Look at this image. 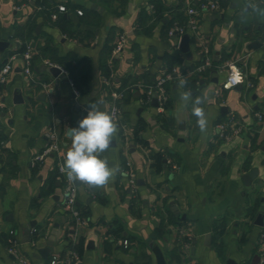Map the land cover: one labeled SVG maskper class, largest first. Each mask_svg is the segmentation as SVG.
<instances>
[{
	"label": "crops",
	"instance_id": "0c3cea01",
	"mask_svg": "<svg viewBox=\"0 0 264 264\" xmlns=\"http://www.w3.org/2000/svg\"><path fill=\"white\" fill-rule=\"evenodd\" d=\"M226 1L221 11L198 14L199 31L191 37L188 57L167 30L189 20V0H47L40 5L0 0V42L8 43L0 50V71L15 57L14 70L0 84V133L6 143L0 150V264H17L5 239L11 230L31 264H48L53 255L65 258L73 248L77 264H258L261 227L255 221L264 214V119L256 114H264V19L242 16L248 0ZM60 5L67 12H59ZM54 7L52 20L46 11ZM62 14L71 20L73 36L55 25ZM32 23L35 32L29 29ZM122 35L126 42L115 55ZM255 41L262 46L252 47ZM29 43L39 53L40 46L51 45L63 64L38 54L32 74L26 75L21 52ZM207 55L213 66L189 75ZM242 58L244 82L217 94L228 76L219 67ZM171 59L172 70L188 78L184 89L177 87L178 80L168 83L169 102L162 113L146 103L145 87L169 72ZM47 64L61 67L66 77H55ZM195 77L201 82L192 88ZM205 89H211V102L203 105L209 128L202 134L191 100L184 108L179 97L191 90L195 98ZM113 92L123 94L117 146L103 155L122 174L103 187L77 185L78 207L89 214L87 224H79L63 207L65 176L59 167L72 144L68 131L78 127L92 103L103 101L101 110L109 112ZM230 117L243 130L223 140L216 126ZM53 143L59 149L34 166V157ZM124 161L135 170L136 190L123 171ZM254 169L258 176L247 186L243 177ZM55 172L59 181L53 192L47 183ZM174 207L186 215L184 221ZM32 221L37 224L32 241L34 229L39 230L35 245L23 242V229ZM55 224L54 245L44 259L39 250L48 247ZM179 227H187L184 237ZM123 240L130 241L129 248ZM108 241L114 243L110 252Z\"/></svg>",
	"mask_w": 264,
	"mask_h": 264
},
{
	"label": "built area",
	"instance_id": "2783aa9c",
	"mask_svg": "<svg viewBox=\"0 0 264 264\" xmlns=\"http://www.w3.org/2000/svg\"><path fill=\"white\" fill-rule=\"evenodd\" d=\"M14 8L16 10H20L22 8V4H14ZM223 9L220 0H189V5L187 8V14L189 16V20L186 23H173L167 30L168 36L175 38L177 42L178 48L180 47L182 38L184 35L188 34L190 37L196 36L199 31V22L197 16L199 13H212L218 12ZM58 11L61 13L67 12V8L63 5L58 6ZM80 15L83 14L82 10L77 11ZM52 20L57 18V13L53 12L51 15ZM126 42V36L122 35L119 37L115 48L113 49V54H118L124 47ZM39 54L38 49H36L31 43L26 45L25 51L21 54L25 61L24 72L26 75L30 76L32 74V63L33 59ZM14 58H11L1 69L0 71V84L5 83L9 74L14 70ZM244 60L237 59L226 62L221 65L219 68L225 69L228 67V76L225 83L219 88L216 93L220 94L222 91L226 89H230L238 84L244 82L245 76L242 72ZM213 66L211 58L207 55L204 58V61L201 66H199L195 71L190 72L189 75L194 72H203L204 70ZM234 70H238L239 75L241 76V81L239 83H234L231 86H228L229 77L233 74ZM188 74L179 73L177 70H172L160 78H158L154 83L150 85H146L145 95H146V103H151L152 99L155 95H157V99L159 102V110L163 113L166 110L167 103L169 102V94L167 85L169 82L173 80L184 79L187 80ZM251 86V84H250ZM77 94V93H76ZM123 97L122 93L113 92L112 93V106L109 110L117 122L120 115V100ZM0 107H2V103L0 101ZM257 118L261 121L264 119L263 113H257ZM218 136L223 140H228L232 136L240 134L243 130L242 126L236 121L235 117H230L225 121H222L216 126ZM5 141L2 138L0 133V150L5 146ZM59 149L58 144H51L48 148H46L42 153L36 155L33 159V165H41L45 158L52 152H55ZM168 163L172 170H177L179 165L173 163L170 159ZM123 171L129 177L130 185L133 190H136L137 187V177L135 170L133 169L132 163L127 162L126 167L123 168ZM59 172L65 176V201L63 204L64 210L66 213L79 224H87V219L83 217L80 208L78 207V187L76 182H70L67 178L64 165H60ZM187 227H179L178 231L182 237L186 235ZM36 233L37 230L34 229ZM7 244L9 246V252L14 256L17 264H31L28 256L23 253L20 245V239L15 230H11L6 239ZM38 240L34 239L32 243L35 245ZM122 245L125 248L130 247L129 240H123ZM183 247L188 248V242H183ZM77 251L73 248L70 250L67 257L62 258L59 255H53L48 261V264H77ZM258 264H264V225L261 227L260 237H259V261Z\"/></svg>",
	"mask_w": 264,
	"mask_h": 264
},
{
	"label": "clouds",
	"instance_id": "9594fccd",
	"mask_svg": "<svg viewBox=\"0 0 264 264\" xmlns=\"http://www.w3.org/2000/svg\"><path fill=\"white\" fill-rule=\"evenodd\" d=\"M241 12L243 17L264 19V0H248ZM240 81L238 70H234L229 77L228 86ZM186 83V80L180 79L177 87L184 89ZM179 100L184 108H187L191 100V114L197 118L200 132L207 134L209 120L203 105L211 102V89L203 90L195 98L192 97L191 90L181 91ZM102 103L100 101L89 105L87 116L79 121L78 127L68 131L72 144L65 155L64 169L70 182L79 181L89 187H103L114 180L117 173H121L118 167H110L109 160L103 155L115 139L119 128L113 115L101 110ZM177 118H182L179 110Z\"/></svg>",
	"mask_w": 264,
	"mask_h": 264
},
{
	"label": "water",
	"instance_id": "95a60500",
	"mask_svg": "<svg viewBox=\"0 0 264 264\" xmlns=\"http://www.w3.org/2000/svg\"><path fill=\"white\" fill-rule=\"evenodd\" d=\"M190 43H191V37L190 35L186 34L183 36L182 38V41H181V44H180V50L185 53L188 57L191 56V51H190ZM262 42H259V41H255L251 46L256 48L257 46H262ZM8 46V43L6 42H0V50H3L4 48H6ZM45 69L49 72H51L55 77H63L65 78L66 76L63 75V70L61 67H59L58 65H53V64H47L45 65ZM226 71H228V67L225 68ZM20 72H22V70H20ZM77 94L75 93L74 94V97L77 99ZM152 104L156 107H159V102H158V99H157V95H155L153 97V100H152ZM229 111L228 108L224 107L222 109V112L223 114H226L227 112ZM112 147H116L117 146V142L115 140H113L112 144L110 145ZM115 166V165H113ZM258 169H254L252 172H250L248 175H245L243 177V180H244V183L245 185L249 186L252 184L253 180L258 176ZM77 185L81 184V182L77 181L76 182ZM143 184V181L142 180H139L138 181V185H142ZM60 185V183H59ZM57 198V196H56ZM173 211L176 213V215L178 216V219L180 221H184L186 219V215L181 213L179 211V209H177L176 207L173 208ZM255 224L262 227L264 225V214L261 213L258 215L256 221H255ZM36 221H32L30 223V225L28 227H25L23 229V232H24V236H23V242L24 243H28V242H32V239L30 237L31 235V230L33 228L36 227ZM59 228V225L58 224H55V231H53L52 233V237L49 239V242H48V247L47 248H43V249H40L39 250V253L41 254V256L44 258V259H48L50 254H51V247H53L54 245V237L56 236L57 234V229ZM158 258L161 262H164V257L159 254L158 255ZM259 261V258H257V262ZM132 264V263H131Z\"/></svg>",
	"mask_w": 264,
	"mask_h": 264
},
{
	"label": "trees",
	"instance_id": "16d2710c",
	"mask_svg": "<svg viewBox=\"0 0 264 264\" xmlns=\"http://www.w3.org/2000/svg\"><path fill=\"white\" fill-rule=\"evenodd\" d=\"M18 1H19L18 3H23V2H28L29 0H18ZM46 1L47 0H35L36 4H39V5L41 3L46 2ZM220 1H221V4H222L223 7L228 6V3H227L226 0H220ZM54 11H56V8L55 7L54 8H48V10L46 12H47V14L49 13V17H51L50 15H52V13ZM70 24H72L71 20L68 17H65V15H63V14L61 15L60 19H58V21L55 22V25L57 27H59V29L61 30V32L68 33V34H71L73 36L74 34H72V32L70 31V29H68V25H70ZM29 27H30L29 29L31 31L33 30V32H35L36 31V28H37V24H35V23H32L31 25L29 24ZM24 49H25V45H24L23 51L21 53H23L25 51ZM39 50H40V53H39L40 56H42V57H48L50 59V62L58 63L60 65L63 64L62 63L63 60L60 57L57 56L56 49L54 47H52L51 45H47V46H44V47L43 46L42 47L40 46ZM35 59H36V57L33 59V61ZM174 64H175V61L171 59L170 63L167 64V68H168L169 71H171L173 69ZM106 76L107 77L110 76V73H109L108 70H107ZM200 82H201V78L200 77H195L193 79V81L191 82L190 86L192 88H195V86L196 85H199ZM144 99H146V95H144ZM167 123L165 122L164 124L168 126ZM2 138H3V136H2ZM126 163H127L126 161L123 162V164H122V167L123 168L126 167ZM35 171H37V168H35ZM58 181H59L58 174L55 172L49 178L48 183H47L50 186V189H51L50 191H53L54 192L56 190V184H57ZM61 182L64 185V181L62 180ZM82 215H83V217L87 218L89 214L88 213H83ZM36 230H37V232L35 233V237L34 238L37 240V239H39V230L37 228H36ZM156 235H159V234H156ZM5 239H7L6 236H5ZM113 244H114L113 241H108L107 242V251L108 252L111 251L112 247L114 246Z\"/></svg>",
	"mask_w": 264,
	"mask_h": 264
}]
</instances>
